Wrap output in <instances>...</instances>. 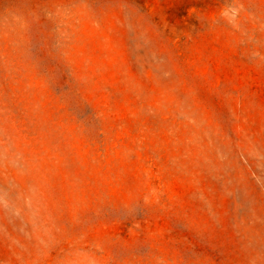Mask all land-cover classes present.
Wrapping results in <instances>:
<instances>
[{"label": "rangeland", "instance_id": "374dc122", "mask_svg": "<svg viewBox=\"0 0 264 264\" xmlns=\"http://www.w3.org/2000/svg\"><path fill=\"white\" fill-rule=\"evenodd\" d=\"M0 264H264V0H0Z\"/></svg>", "mask_w": 264, "mask_h": 264}]
</instances>
